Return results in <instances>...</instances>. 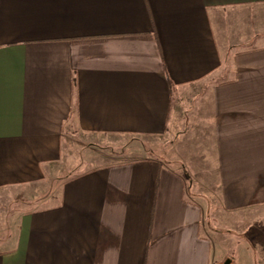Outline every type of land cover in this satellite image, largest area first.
I'll return each mask as SVG.
<instances>
[{
	"label": "crops",
	"instance_id": "0c3cea01",
	"mask_svg": "<svg viewBox=\"0 0 264 264\" xmlns=\"http://www.w3.org/2000/svg\"><path fill=\"white\" fill-rule=\"evenodd\" d=\"M189 128L223 208H264V0H0V264H224L183 163H93L108 138ZM73 146L92 165L24 206ZM235 246L229 264H264Z\"/></svg>",
	"mask_w": 264,
	"mask_h": 264
},
{
	"label": "rangeland",
	"instance_id": "374dc122",
	"mask_svg": "<svg viewBox=\"0 0 264 264\" xmlns=\"http://www.w3.org/2000/svg\"><path fill=\"white\" fill-rule=\"evenodd\" d=\"M238 34L244 35V33ZM258 43L257 37H255L253 40L236 45L238 48H251L257 46ZM196 104L197 100L195 101ZM191 114L194 117L197 115L195 108ZM189 130L190 128L184 132L185 139H178L177 134H171V136L168 135L162 139L132 135L108 138L102 141L101 146L98 147L100 157H97L95 161L93 160V163L96 165L142 157L147 155L145 150L148 154L152 153L166 161L171 162L173 160L183 163L187 189L191 194L196 195L197 200L202 203L206 211L204 224L209 229L212 238L222 240L225 243H232L228 248L219 251V254L226 253L227 255L226 259L222 260L225 264L228 260L236 257L237 246L235 245L240 240L264 244V208L256 207L239 211H227L223 208L220 197L219 172L215 170V163L209 160V156L203 147L204 143L208 144L211 140L210 138L208 140L203 138L205 133ZM71 149H74V154L69 155L71 159H68L67 167L62 168L57 176L48 177L45 183V192H41L40 197H36L33 202L24 204V206H45L52 202L54 195L61 192L64 182L68 178L92 165L90 159H94L92 157L93 150L86 148L80 153L78 147L73 146ZM16 205V203L9 204L8 208H15Z\"/></svg>",
	"mask_w": 264,
	"mask_h": 264
},
{
	"label": "water",
	"instance_id": "95a60500",
	"mask_svg": "<svg viewBox=\"0 0 264 264\" xmlns=\"http://www.w3.org/2000/svg\"><path fill=\"white\" fill-rule=\"evenodd\" d=\"M231 260H228L225 264H229Z\"/></svg>",
	"mask_w": 264,
	"mask_h": 264
}]
</instances>
